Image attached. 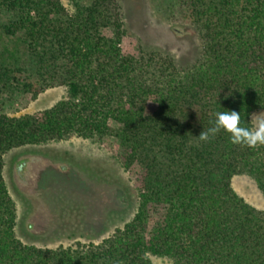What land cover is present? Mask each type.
<instances>
[{
  "label": "trees",
  "instance_id": "trees-1",
  "mask_svg": "<svg viewBox=\"0 0 264 264\" xmlns=\"http://www.w3.org/2000/svg\"><path fill=\"white\" fill-rule=\"evenodd\" d=\"M67 1L70 10L63 0H0V96L67 87L44 110L0 113V264H155L152 256L264 264V210L232 186L245 173L264 195V146L233 145L224 132L208 142L196 137L216 112H240L241 126L250 127L252 112L264 110V0H171L172 21L200 35L197 57L184 66L159 50L122 51L119 0ZM107 135L117 138L124 169L141 168L133 217L97 243H23L4 154Z\"/></svg>",
  "mask_w": 264,
  "mask_h": 264
},
{
  "label": "rangeland",
  "instance_id": "rangeland-1",
  "mask_svg": "<svg viewBox=\"0 0 264 264\" xmlns=\"http://www.w3.org/2000/svg\"><path fill=\"white\" fill-rule=\"evenodd\" d=\"M119 2L125 28L121 41L124 53L139 57L142 50H159L182 66L195 60L200 50L199 32L192 25L172 21L168 14L171 0ZM63 3L71 9L67 0ZM66 96V86L50 87L37 97L3 94L0 113L33 114ZM154 109V103L148 102L146 112ZM261 112L264 110L255 109L252 114ZM118 152L119 142L110 135L101 139L70 136L6 152L3 176L15 203L16 236L26 244L57 248L77 241L97 243L122 227L138 206L135 184L141 168L135 164L124 169ZM232 186L247 203L264 210V195L251 176L234 175ZM151 259L155 264H171L168 258Z\"/></svg>",
  "mask_w": 264,
  "mask_h": 264
},
{
  "label": "clouds",
  "instance_id": "clouds-1",
  "mask_svg": "<svg viewBox=\"0 0 264 264\" xmlns=\"http://www.w3.org/2000/svg\"><path fill=\"white\" fill-rule=\"evenodd\" d=\"M151 102V101H149ZM250 127L241 126L240 112L223 111L214 113V120L211 126L200 132L199 141L208 142L220 132L228 135L229 142L233 145L254 149L257 146H264V112L252 114L249 120Z\"/></svg>",
  "mask_w": 264,
  "mask_h": 264
}]
</instances>
